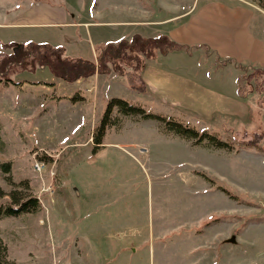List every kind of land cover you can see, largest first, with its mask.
Here are the masks:
<instances>
[{
	"label": "rangeland",
	"instance_id": "374dc122",
	"mask_svg": "<svg viewBox=\"0 0 264 264\" xmlns=\"http://www.w3.org/2000/svg\"><path fill=\"white\" fill-rule=\"evenodd\" d=\"M29 1L0 0V21ZM51 1L86 18L88 11L94 15L104 7L101 17L123 23L103 31L88 24L95 37L165 33L190 46L191 55L187 48L156 52L139 61L121 60L123 70L74 81L42 64L7 66L0 79V161H11L15 180L29 179V189L19 188L41 202L35 211L0 216L9 259L15 264H264V78L248 79L264 68V0ZM19 31L0 27V58L35 35ZM36 33L66 44L65 55L95 57L87 29ZM13 41L17 46L5 48ZM30 41L51 43L23 40ZM148 60L167 72L171 87L147 92ZM128 74L144 89L129 85ZM185 87L202 94L195 104H186ZM212 90L231 99L220 105L223 113L212 111ZM115 95L200 130H215L234 147L184 138L159 119L138 114L120 115L119 125L106 128L105 145L93 152V132ZM118 115L113 106L110 116ZM36 160L45 163L41 170ZM0 183L12 187L1 169Z\"/></svg>",
	"mask_w": 264,
	"mask_h": 264
},
{
	"label": "trees",
	"instance_id": "16d2710c",
	"mask_svg": "<svg viewBox=\"0 0 264 264\" xmlns=\"http://www.w3.org/2000/svg\"><path fill=\"white\" fill-rule=\"evenodd\" d=\"M17 42L13 41L7 43L5 48L17 46ZM20 48L14 52L7 53L3 58H0V79L3 71L7 66L19 63L24 66H37L42 64L50 66V68L60 77L65 80L74 81L81 76H90L95 72L108 73L112 69H121V60L128 61L129 59L141 60L144 57H155L159 53H166L170 50H177L181 48H188V45H182L173 40L168 34L160 33L154 36H144L142 34H134L130 39L121 38L114 41H106L95 48L96 57L93 59H86L84 57H72L65 55L62 46H55L51 43L38 42H21ZM98 55V56H97ZM264 78V68H256L253 72L248 74V79ZM142 78V75H141ZM12 80V78H8ZM243 76L239 74L238 89H243ZM144 80V79H143ZM128 83L135 89L143 90L144 87L138 86L135 83L133 74H128ZM83 97L77 96L78 99ZM76 99V100H78ZM113 106H117L119 110L118 116H110ZM143 118H157L162 122L163 128L168 131H174L176 134L188 138L195 139L198 142H204L218 147H234V143L230 140L223 139L215 130L204 128L198 129L193 125L184 123L182 120L176 118L174 115L167 113L155 112L146 109L145 106L138 103H133L126 98L120 96H112L106 108L101 125L96 127L92 139L93 152H97L98 148L105 145L103 143L106 128L119 125L120 115H138ZM259 145L258 142L254 143ZM11 161H0V169L5 174L6 180L12 185L10 189H6L0 183V200L8 197L6 203H0V216L3 213L17 214L20 212L35 211L41 207V202L37 195L25 193L23 189L30 188L29 179H22L17 181L13 178L11 173ZM0 264H15L9 259L8 245L0 238Z\"/></svg>",
	"mask_w": 264,
	"mask_h": 264
},
{
	"label": "crops",
	"instance_id": "0c3cea01",
	"mask_svg": "<svg viewBox=\"0 0 264 264\" xmlns=\"http://www.w3.org/2000/svg\"><path fill=\"white\" fill-rule=\"evenodd\" d=\"M27 5L21 10L16 9L15 11H13L11 14L12 15L11 18L0 21V27H6L9 29H22L23 31L17 32V35H20V36H23V34L27 33V31L25 30H33L35 32L34 33L35 35H29L23 38V40L33 39L34 41H46V42L55 43L54 44L55 46L56 45L65 46L66 44H61V43L57 44L55 37H53L52 35H46V37H37V36H40V34H37L36 32L42 31L45 28L51 29V28H56V27H61V28L70 27L72 29L81 28L83 31L87 29L89 32L90 38H91V42H92L91 45H93L94 48H96L97 45L105 43L106 41L119 40L121 38H124V36L125 38L128 37L127 35L123 36V33H120V32L119 33L114 32L113 33L114 36H106L108 35L106 34L101 37L100 36L95 37L91 34V28L89 27L88 24L92 25V27L95 25L94 27L98 28L96 30L101 29L100 31H103V27L123 25L122 22H111L108 19L101 17L100 13L103 15L104 7L103 8L99 7V9L97 10L98 14L94 12L95 8H93V12L95 13L94 15H92L93 13L91 14L88 11L87 16H89L90 18L89 17L86 18V16L84 15L81 17L80 16L81 14L75 10L71 11L70 8L67 6V4H65L62 1L33 0L31 4L29 1ZM9 6L13 7L14 3H9L8 7ZM2 11L5 13L4 9ZM7 14H10V13L7 12ZM94 27L92 29H94ZM100 34H103V32H101ZM157 34L158 33L156 32L155 34H152V36L157 35ZM75 36L77 35L75 34ZM23 40H21V42H23ZM188 54H190V52H188ZM95 57H96V53H95ZM156 67H157L156 64L152 65V62L148 60L146 68L143 71V77H144L145 82L147 83V92L150 90H155V92L158 93L160 91L161 92L164 91L167 87H171V85L168 84V80L164 76V73L166 71H163L159 67H157L158 68L157 69ZM149 68L155 71L153 72ZM214 83L215 82H213V84ZM182 93L185 96V98H187L186 104H191V103L195 104V102H197L198 99L202 96V94L200 95L198 94L199 93L198 91H193L189 89L188 87L187 89L186 87L183 88ZM212 93H213L212 96L214 97L216 101V104L212 108V111L223 113V110L221 109L220 105L226 106V104L230 102L231 100L230 97L226 93L221 95L220 93L214 90H212ZM176 102L178 101H175L174 103Z\"/></svg>",
	"mask_w": 264,
	"mask_h": 264
},
{
	"label": "built area",
	"instance_id": "2783aa9c",
	"mask_svg": "<svg viewBox=\"0 0 264 264\" xmlns=\"http://www.w3.org/2000/svg\"><path fill=\"white\" fill-rule=\"evenodd\" d=\"M45 165V163L43 161H35L34 162V166L37 168V170H41L43 168V166Z\"/></svg>",
	"mask_w": 264,
	"mask_h": 264
},
{
	"label": "water",
	"instance_id": "95a60500",
	"mask_svg": "<svg viewBox=\"0 0 264 264\" xmlns=\"http://www.w3.org/2000/svg\"><path fill=\"white\" fill-rule=\"evenodd\" d=\"M230 239H231V240H235V239H236V238H235V235H233Z\"/></svg>",
	"mask_w": 264,
	"mask_h": 264
}]
</instances>
